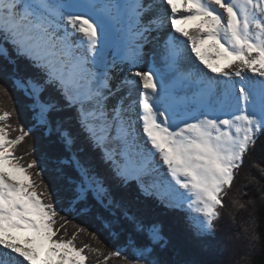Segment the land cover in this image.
I'll return each instance as SVG.
<instances>
[{
    "label": "snow or ice",
    "instance_id": "1",
    "mask_svg": "<svg viewBox=\"0 0 264 264\" xmlns=\"http://www.w3.org/2000/svg\"><path fill=\"white\" fill-rule=\"evenodd\" d=\"M11 91L30 123L0 104V264H87L86 249L97 264H235L217 222L245 159L264 155V0H0V99ZM33 132L46 147L17 155ZM133 183L188 212L186 237L130 210ZM62 211L117 247L77 246L86 229L66 238Z\"/></svg>",
    "mask_w": 264,
    "mask_h": 264
},
{
    "label": "trees",
    "instance_id": "2",
    "mask_svg": "<svg viewBox=\"0 0 264 264\" xmlns=\"http://www.w3.org/2000/svg\"><path fill=\"white\" fill-rule=\"evenodd\" d=\"M11 97L12 100L14 101V104L10 102L8 98L0 99V104H2V106L5 107L6 109H11L13 107L15 108L16 116H14L11 121V123L14 126L18 124H23L25 127H27L30 123V120L28 113L23 108L22 96L15 91H11ZM16 134L17 133H12V135H16ZM46 145H47V141L44 138L40 137L38 133L33 132V134L30 137L26 138L25 142H23L20 146L17 147L16 154L24 155L29 147H35L36 151L33 153V155L39 157L40 152L44 149V147H46ZM255 159H258L260 161L261 166H264L262 157L258 158V156H256ZM250 162L252 163V161ZM248 165L247 168L250 166ZM248 171H250L251 175L256 179L251 180V182H249V178L246 176L245 178L247 181H245V179L243 181L241 180L243 186L242 187L239 186L240 188L238 187V190L235 191L237 194L236 198L244 202L246 206L244 209L237 208L236 210L238 211L237 221L239 227L238 230L232 233L234 237L231 236L230 239H228L227 241L222 237L221 248L224 249L225 255L223 257H220V259L225 261L232 259L235 262V264L238 262L239 264H264V199L260 198V193L264 192V177H262L259 171L253 168L252 166H250ZM44 178L45 180L48 179L47 173H45ZM252 188H255V190L257 191V195H256L257 197L252 198L254 200V203H249L250 195L252 194L251 192ZM132 192L133 190H124L126 203L132 212L141 214L150 219L161 220L164 224L165 232L172 235L174 239H182L186 237L188 233L187 229L182 228L178 230L176 229L178 228L176 227V223L171 221H168L170 227L166 225L167 222L166 218H168V216L158 211L159 206L157 201H153L150 205L151 207L148 208V205L146 206L138 201V199L144 200V198H142L141 196L133 197ZM245 192L247 193V195H244ZM227 214H229V212ZM61 215H64L68 219L72 220V223H69L66 226L65 230L68 233V237L66 238H70L71 235L74 232H76V228L73 225H79L86 229L85 232L79 233L77 235V239L75 241L77 246L83 247L84 245H90L93 248L100 249V251L103 252L105 255L109 251L117 247L115 242L108 236V234L105 233L103 230H101L99 225L91 218L75 217L73 219V215L67 213L66 211H62ZM245 226L249 227L251 232L254 229V231L259 235V242L255 244L254 241V246L257 245L258 248L257 251L253 253H252L253 245L249 244L250 241L248 239L244 240L243 238L246 237L245 233L243 232V228ZM65 230H62L60 235H62ZM88 232H92L96 234L100 242L98 243L96 240H93L92 237L88 235ZM228 241L231 244H234V247L232 249L231 246L227 244ZM120 250L124 251L123 248H121ZM241 252H247L249 256L251 255L250 256L251 258L247 261H243V260L238 261ZM89 256H90L89 263L94 262L97 264V260H98L97 255L95 253H89ZM99 259H103V257H100ZM108 264H121V262L119 259L113 258L108 261Z\"/></svg>",
    "mask_w": 264,
    "mask_h": 264
},
{
    "label": "rangeland",
    "instance_id": "3",
    "mask_svg": "<svg viewBox=\"0 0 264 264\" xmlns=\"http://www.w3.org/2000/svg\"><path fill=\"white\" fill-rule=\"evenodd\" d=\"M262 140H264V137H262ZM256 156H258V158L259 157H262V160L264 162V155H262L261 153L257 152ZM255 157H247L246 164L244 165L243 168H241L240 173L237 176L236 181H235L232 189L228 192V195L225 197L224 202L227 205V207L224 208V209H221L222 216H221V219L217 222V232H223V234H224L223 238L226 241L228 239H230L231 236L234 237L232 235V233H234V231L238 230V227H239V224H238V221H237V213H238V211H236L237 208L232 203V201L234 199H238V198H236L237 197V194H236L235 191L238 190V187L239 186L240 187L243 186V183L241 182V180L243 181L245 179V181H247L246 178H245L246 177L245 173L250 172V171H248V169L250 168V166L252 164L250 161H252ZM247 165L249 166L248 168H247ZM263 165H264V163H263ZM246 171H248V172H246ZM251 192H252V194L250 195V199H252L253 197H257L256 196L257 195V191L255 190V188H252V191ZM228 212L229 213L231 212V213L234 214V219H231L229 217V214H227ZM252 227H253V225H252ZM252 232H255L254 229H253ZM243 238H244V240L248 239L246 237H243ZM239 242H237V243H239ZM258 242H259V239L257 241H255V244L258 243ZM227 244H229L231 246V249L234 247V244H231L229 241L227 242ZM251 244L253 245V249H252V253H253V252L257 251V248L258 247H257V245L254 246V242H252ZM217 248H221V244H218L217 245ZM85 254L89 255V253L87 252V249L85 250ZM38 259H39V264H45V256H44V253L43 252H41V254H40V256H39ZM238 261H240V260H238ZM87 264H96V263H94V262H90V263L87 262ZM236 264H239V262L236 263Z\"/></svg>",
    "mask_w": 264,
    "mask_h": 264
},
{
    "label": "bare ground",
    "instance_id": "4",
    "mask_svg": "<svg viewBox=\"0 0 264 264\" xmlns=\"http://www.w3.org/2000/svg\"><path fill=\"white\" fill-rule=\"evenodd\" d=\"M248 75H251V74H248Z\"/></svg>",
    "mask_w": 264,
    "mask_h": 264
}]
</instances>
